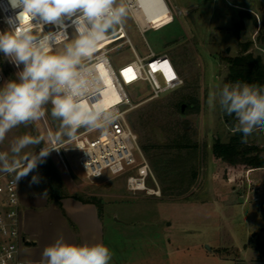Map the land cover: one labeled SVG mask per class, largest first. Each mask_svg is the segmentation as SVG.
I'll return each mask as SVG.
<instances>
[{"label":"rangeland","instance_id":"obj_1","mask_svg":"<svg viewBox=\"0 0 264 264\" xmlns=\"http://www.w3.org/2000/svg\"><path fill=\"white\" fill-rule=\"evenodd\" d=\"M190 1L194 8L184 14L173 11L174 21L159 30L141 33L129 12L121 20L140 56L148 53V45L156 54L167 53L184 81L176 91L151 100H147L146 83L125 87L135 102L144 101L131 111L130 122L159 184L160 196L129 190L127 174L113 175L108 169L91 182L78 164L80 151L67 135L68 128L62 126V118L52 116V97L42 105L43 116L6 132L9 144L5 149L10 163L25 165L47 148L45 158L53 174L46 175L38 160L36 168L18 180L21 194L40 191L95 202L102 213L122 223L115 240L110 228L107 237L125 254L141 246L139 252L152 256L168 250L175 253L173 261L180 262L182 257L183 264H264V169L250 175L249 169L245 170L239 184L226 174V163L212 154L215 139L226 142L232 134L221 105L228 73L225 57L238 55L240 44L251 42L249 52L264 61V5L259 0ZM122 3L116 0L114 7ZM77 17L63 15L54 22L63 28H77L73 23ZM240 23L243 28L238 31ZM116 27L113 25L108 33ZM72 28L70 39L59 43L50 54L64 52L79 38L77 29ZM6 30L0 21V31ZM65 32L62 29L40 37L51 35L52 45ZM123 40L121 36L111 38L92 54L103 47L111 48L108 56L117 69L135 58L131 48L121 44ZM22 70L23 64L17 67L0 53V88L12 79L18 80ZM88 127L77 129L75 135ZM105 129L87 136L93 138ZM263 133L257 129L248 143H264ZM22 136H31L37 142L19 154L13 153L12 146ZM33 176L40 182L30 183ZM148 185L154 183L149 180Z\"/></svg>","mask_w":264,"mask_h":264},{"label":"clouds","instance_id":"obj_2","mask_svg":"<svg viewBox=\"0 0 264 264\" xmlns=\"http://www.w3.org/2000/svg\"><path fill=\"white\" fill-rule=\"evenodd\" d=\"M12 9H21L13 26L9 17V30L0 31V53L11 58L23 70L18 80H10L0 88V142L6 132L13 127L35 121L44 115L42 105L51 98L52 116L62 118V126L68 128L67 135L73 137L82 126L93 128L112 124L118 117L108 114L110 109L89 105L79 98L85 94L84 81L78 66L81 59L98 50V46L107 38L113 25L121 23L129 8L122 3L113 7L116 0H8ZM81 13L73 21L77 25L79 38L66 46L59 54H50L51 35L38 37L33 35V25L39 22H54L63 15L72 16ZM90 22V27L88 25ZM57 42L59 36H57ZM54 94V95H53ZM222 111L228 117H235V131L242 133L241 143H247V137L255 130H264V85L234 82L224 84L221 99ZM31 136L20 137L12 146V152L19 154L26 146L36 143ZM49 154L42 149L39 157L19 168L6 163L7 153H0V171L15 173V181L33 171L39 160ZM40 178L33 176L30 183H39ZM44 196L47 195L45 192ZM112 253L103 244L68 243L59 235L54 243L46 246L40 264H110Z\"/></svg>","mask_w":264,"mask_h":264},{"label":"built area","instance_id":"obj_3","mask_svg":"<svg viewBox=\"0 0 264 264\" xmlns=\"http://www.w3.org/2000/svg\"><path fill=\"white\" fill-rule=\"evenodd\" d=\"M129 8V14L141 33L146 30H159L173 21V10L163 0L162 6L157 0H123ZM114 7V5H113ZM169 8V11H168ZM167 9V10H166ZM21 9H12L8 0H0V21L9 30V17L13 18V26L19 22L15 20ZM81 15L79 10L76 13ZM170 15L167 22L157 24L159 20ZM71 22L68 21L67 25ZM66 29L63 37L52 46L68 40L71 26L63 28L55 22H39L33 25V35L54 34ZM109 39L117 36L124 38L121 44H127L135 58L117 69L114 68L108 53L111 48L103 47L100 51L81 60L78 70L83 79L85 94L79 99L94 105L104 97L107 88L114 90L117 97L112 104L104 109H110L109 116L118 117L112 124L105 122V131L93 138L87 134L102 128L92 126L81 130L71 138L80 151L78 164L85 176L92 182L108 169L111 174H127V188L131 191H146L148 194L160 196L161 190L153 171L139 146L138 135L130 122V113L142 101H134L125 91V87L138 82L146 83L149 88L147 100L160 98L165 93L173 92L183 85V78L179 69L167 53L156 54L148 45V53L140 56L122 23L113 32L107 33ZM146 101V100H145ZM53 144L55 141L52 139ZM20 167V165H16ZM149 180L154 183L150 186ZM19 181H15V173L0 174V264H32L20 257L21 236V192Z\"/></svg>","mask_w":264,"mask_h":264},{"label":"crops","instance_id":"obj_4","mask_svg":"<svg viewBox=\"0 0 264 264\" xmlns=\"http://www.w3.org/2000/svg\"><path fill=\"white\" fill-rule=\"evenodd\" d=\"M166 2L175 14L180 11L184 14V12L194 8L191 7L190 0H166ZM252 136L247 138L254 139ZM7 138L6 136L3 142H0V153H7L6 163L12 164L9 153L5 149L9 144ZM255 145L264 147V143H255ZM262 154L264 155V150H262ZM262 169L264 167L249 169V175ZM1 173L3 172L0 171ZM43 194L40 191L21 194V236L25 240L35 242V245H20V257L22 259L32 264H40L44 248L54 243L56 238L62 234L68 243L91 245L102 242L112 253L110 264H183L182 257L180 262L173 261L171 257L175 253L170 254L168 250L163 251L162 254H159L160 256L158 254L152 256L150 252H139L141 246H136V249L125 254L118 250L114 243L108 242L107 230L110 228L111 231L109 232L113 234L112 240H115L116 232L123 226L118 219L110 218L106 213L100 214L95 203L82 202L73 195L61 197L58 202Z\"/></svg>","mask_w":264,"mask_h":264},{"label":"trees","instance_id":"obj_5","mask_svg":"<svg viewBox=\"0 0 264 264\" xmlns=\"http://www.w3.org/2000/svg\"><path fill=\"white\" fill-rule=\"evenodd\" d=\"M254 21L257 24L256 19H254ZM116 28L113 31H115ZM242 28L243 24L240 23L238 25V31ZM106 42H109L108 36L101 43ZM250 45L251 42L241 43L240 46L242 50L238 55L225 57V61L228 66V73L224 80L225 84H232L239 81L242 83L246 82L249 84L264 85V61L261 56H254L252 52H249ZM226 119L230 129L232 130V134L228 137L226 142H222L220 138H216L212 146V154L214 158L221 159L226 163L225 172L229 175V178L237 179L238 183L242 184L243 173L245 170L264 167V155L262 154V149L259 146L251 145L248 141L246 144H242L240 142L242 133L235 131L237 122L234 116H226ZM143 148L147 151L146 146H143ZM41 164L42 170L46 175L50 176L53 174L45 157L43 158V162ZM47 196L49 199H54L59 202L61 197H64L65 195L50 193L47 194ZM73 197L85 203L92 202L79 196ZM97 207L99 209V213L102 214V209L98 205Z\"/></svg>","mask_w":264,"mask_h":264},{"label":"bare ground","instance_id":"obj_6","mask_svg":"<svg viewBox=\"0 0 264 264\" xmlns=\"http://www.w3.org/2000/svg\"><path fill=\"white\" fill-rule=\"evenodd\" d=\"M162 6H164V8H165V5H164V3H163V0H157ZM167 10V9H166ZM168 11H169V8H168ZM62 17V16H61ZM60 17V18H61ZM61 19H63V18H61ZM170 19V15H167L165 18H163V19H161V20H159V22H157V24L159 25V24H161V23H164V22H167L168 20ZM73 27V28H72ZM71 28H72V30H76L77 28L75 27V26H72ZM77 33H78V31H77ZM79 34V33H78ZM75 35H77V34H75ZM68 39H70V37L68 38ZM51 47H52V49H54L55 47H53L52 45H51ZM113 92H114V90H112L110 87L109 88H107V90H105L104 91V97L103 98H101L99 101H96L95 103H94V105H99L101 108H107V107H109L111 104H112V102H114V100H116L117 99V97L113 94ZM83 102H85V101H83ZM87 103V102H86ZM90 105V104H89Z\"/></svg>","mask_w":264,"mask_h":264},{"label":"water","instance_id":"obj_7","mask_svg":"<svg viewBox=\"0 0 264 264\" xmlns=\"http://www.w3.org/2000/svg\"><path fill=\"white\" fill-rule=\"evenodd\" d=\"M263 5H264V0H259ZM184 105H182V110L184 109ZM23 245L24 246H30V245H35V242L33 241H28V240H25V238H23Z\"/></svg>","mask_w":264,"mask_h":264}]
</instances>
